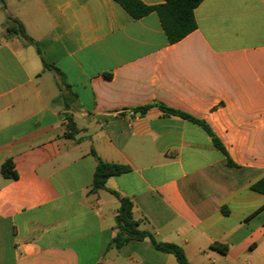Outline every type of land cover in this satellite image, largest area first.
I'll return each mask as SVG.
<instances>
[{"label":"crops","instance_id":"1","mask_svg":"<svg viewBox=\"0 0 264 264\" xmlns=\"http://www.w3.org/2000/svg\"><path fill=\"white\" fill-rule=\"evenodd\" d=\"M195 19L170 44L156 13L135 20L114 0L0 4V264H178L149 239L109 248L113 192L190 264H264V195L251 189L264 177V0H204ZM158 105L204 121L234 166ZM92 151L129 172L91 193ZM8 159L16 178L1 173Z\"/></svg>","mask_w":264,"mask_h":264},{"label":"trees","instance_id":"2","mask_svg":"<svg viewBox=\"0 0 264 264\" xmlns=\"http://www.w3.org/2000/svg\"><path fill=\"white\" fill-rule=\"evenodd\" d=\"M114 1L135 20H139L151 13H156L168 42L170 44H175L197 29L195 10L204 0H164L163 4L156 6L147 5L141 0ZM0 4L4 5V0H0ZM7 31L18 35L25 43L34 44L45 66L47 68L53 67L45 61L40 46L34 43L33 39L28 36L23 24L19 20L7 17ZM150 107L151 106L142 107L136 111L145 114ZM158 107L165 116L180 117L201 126L211 137L214 146L226 156L227 164L229 166H234L223 144L204 121L164 105H158ZM76 132L77 128L73 117L71 115H66V132L63 134V137L66 139H73ZM92 154L96 158L97 166L94 173L93 185L90 190L91 193L105 189L106 182L109 178L129 172V168L126 166L105 163L94 151H92ZM13 169V162L11 159H8L2 164L1 173L6 177L16 178L17 175ZM251 189L264 195V177L253 183ZM113 194L120 200V206L115 224V229L117 230L116 236L111 241L109 248L120 250L132 240L142 241L149 239L158 251L174 255L178 264H190L184 250L180 246L158 242L152 234L139 229L140 224L134 219V205L132 201L128 198H121L116 192H113ZM216 248L221 252L227 250V247L223 245H217Z\"/></svg>","mask_w":264,"mask_h":264}]
</instances>
